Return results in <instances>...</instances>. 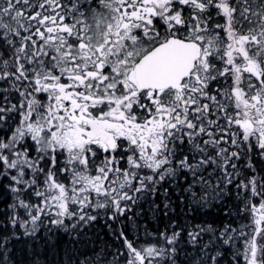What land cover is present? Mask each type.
I'll return each mask as SVG.
<instances>
[{
    "label": "snow or ice",
    "instance_id": "snow-or-ice-1",
    "mask_svg": "<svg viewBox=\"0 0 264 264\" xmlns=\"http://www.w3.org/2000/svg\"><path fill=\"white\" fill-rule=\"evenodd\" d=\"M0 264H264V0H0Z\"/></svg>",
    "mask_w": 264,
    "mask_h": 264
}]
</instances>
